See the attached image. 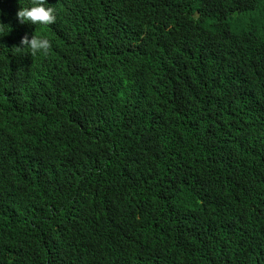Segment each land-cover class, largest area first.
Listing matches in <instances>:
<instances>
[{
  "label": "trees",
  "instance_id": "trees-1",
  "mask_svg": "<svg viewBox=\"0 0 264 264\" xmlns=\"http://www.w3.org/2000/svg\"><path fill=\"white\" fill-rule=\"evenodd\" d=\"M51 1L31 56L0 0V264H264V0H150L145 34Z\"/></svg>",
  "mask_w": 264,
  "mask_h": 264
},
{
  "label": "clouds",
  "instance_id": "clouds-1",
  "mask_svg": "<svg viewBox=\"0 0 264 264\" xmlns=\"http://www.w3.org/2000/svg\"><path fill=\"white\" fill-rule=\"evenodd\" d=\"M61 0H58V7ZM150 0H123L120 3H110L103 11L104 19L112 24L113 18H124V27L128 29L131 22L141 34L147 33L151 27L153 20L150 17L151 9ZM12 12L16 13L17 20L22 23L21 26L34 28L37 35H32L29 38L27 35L21 38L20 44L23 49L27 47L28 54L31 56L48 55L52 48V42L48 33L42 29L54 24L57 20L55 7L51 0H17L15 6H11ZM27 23V24H23ZM36 90L41 95L43 100L52 98L55 91L44 88L40 84H36ZM50 112L57 111V106L50 102Z\"/></svg>",
  "mask_w": 264,
  "mask_h": 264
}]
</instances>
